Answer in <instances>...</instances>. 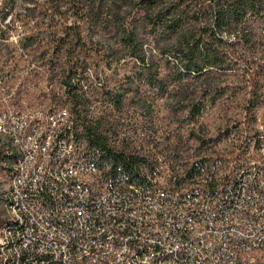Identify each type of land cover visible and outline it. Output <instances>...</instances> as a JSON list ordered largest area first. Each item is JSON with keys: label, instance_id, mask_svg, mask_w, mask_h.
Returning a JSON list of instances; mask_svg holds the SVG:
<instances>
[{"label": "trees", "instance_id": "1", "mask_svg": "<svg viewBox=\"0 0 264 264\" xmlns=\"http://www.w3.org/2000/svg\"><path fill=\"white\" fill-rule=\"evenodd\" d=\"M0 80L67 112L94 184L218 190L237 166L206 152L234 135L242 161L264 144V0H0ZM15 151L0 133L10 184Z\"/></svg>", "mask_w": 264, "mask_h": 264}, {"label": "built area", "instance_id": "2", "mask_svg": "<svg viewBox=\"0 0 264 264\" xmlns=\"http://www.w3.org/2000/svg\"><path fill=\"white\" fill-rule=\"evenodd\" d=\"M3 91L0 80V93ZM71 129L72 122L65 121V110L22 111L6 102L0 133L13 136L25 152L32 154V162H24L23 176L16 182L23 196L39 197V193H46L52 206L50 195L57 193V189H48L49 178H55L49 176L51 157L58 153L76 156L73 144H59V137L70 136ZM246 157L245 160H251V168L257 170V178H249L246 186L250 187V179L264 182V147H258L256 152ZM63 168L66 172H74V167ZM242 169L243 164L237 170ZM234 176H237V171ZM36 178H46V186L36 185ZM58 182L60 187L74 183ZM157 185L155 180L153 189L139 190L131 186L111 189L98 184V189L87 187L79 197L71 195V204L66 205L64 217H57L55 206H52L51 219H44L39 210L40 220H47V227H38V220L31 218L30 230H15L20 262L7 259L2 264H49L54 260L69 264L67 256H75L89 246L108 248V240L117 241V248L111 249L108 261H99L98 256L87 260H94V264H111L114 263L115 251H122L124 262L118 264H143V261L155 264V260H162V254H170V262L174 264L172 250L183 249L185 264H191L193 256L207 258L208 264H264V223L256 224L247 218L237 217V210L241 208H249L256 214L264 213V209H259L253 192L233 198L232 193H227V185L214 190L210 213H202L203 221H195V212H202V201L194 192L167 189L168 195L181 197V204L158 201L157 210H146L149 211V218H143L142 229L147 230V224H154V229H162V237H154L151 246L130 245V236H126V231L120 230V237H113V234H108L105 221L96 219V211L105 209H113V220L116 217L128 219V212L142 214L136 209V201H143L145 205L147 199H155ZM26 186L38 187V194H26ZM76 199H86V206L76 207ZM31 207L33 204H28V208ZM75 217L84 218V226H76ZM237 224H245L247 236L254 237V244L237 241ZM0 246L5 248L2 242ZM128 247L136 248V259H128Z\"/></svg>", "mask_w": 264, "mask_h": 264}, {"label": "bare ground", "instance_id": "3", "mask_svg": "<svg viewBox=\"0 0 264 264\" xmlns=\"http://www.w3.org/2000/svg\"><path fill=\"white\" fill-rule=\"evenodd\" d=\"M65 121H70L66 111ZM1 123L2 115L0 116V125ZM7 136L10 137L13 146L16 148L13 153L17 156V163L11 173L12 180L7 202L9 218L0 233V243L5 244V248L0 246V264L7 262V259H10L11 262H20V249L17 248L15 230H30L31 218L38 220V227H47V220H40L39 210L42 211L44 219H51L53 218L52 206H55L57 217H64L66 216V205L71 204V195L72 197H79L80 193L84 192L87 187L98 189V185L94 184L93 181L91 182L84 178L85 174L76 161L75 156H72L71 153H58L51 157V166H49V176L55 178H49L48 189H57V193L50 195V204L52 206L49 205V197L46 193H39V197L23 196L16 182L23 176L24 162H32V154L25 152V148L17 143L13 136ZM68 138V136L59 137V144L72 145L73 143L71 144ZM261 147H264V144ZM63 166L74 167V172H66ZM249 178H257V170L251 168V160L243 165L242 170H237V176H234L227 185V193H232L233 198H240V196H246V194L253 192V197L257 199L259 209H264V182L258 181V179H250V187H248L246 184H249ZM56 179L74 183L60 187V182ZM36 185L46 186V178H36ZM131 187L139 190H149L153 189L154 185L147 188ZM124 188H130V186ZM222 188H225V186ZM26 194H38V187L26 186ZM194 195H197L202 201V212H195V221H203L202 213H210V204L214 198V191H196ZM158 201L177 205L181 204V197L177 194L168 195L167 190L159 189L156 186L155 199H147L145 205L143 201H136V209L142 214L128 212V219L127 217H116V220H113V209H105V211H96V219L105 221L108 234H113V237H120V230L126 231V236H130V245L151 246V240H154V237H162V229H154V224H147V230H144L141 223H143V218H149V211L146 210H157ZM28 204H33V207L28 208ZM84 206H86V199H76V207ZM237 217L247 218L249 222H256V224L264 223V213L256 214L255 211H250L249 208L237 210ZM75 224L76 226H84V218L75 217ZM237 241H244L245 244H254V237L247 236L245 224H237ZM116 248L117 241L108 240V248L89 246L88 249H81L75 256H67V263L94 264V260H87V258L96 256H98L99 261H108L111 257V249ZM127 257L128 259H136L135 247H128ZM182 258L183 249L172 250V261H174V264H185ZM123 262L124 253L115 251L114 263L111 264ZM49 264H65V262L63 260H54ZM143 264H151V261H143ZM155 264H172L170 262V254H162V260H155ZM191 264H208V259L201 256H193Z\"/></svg>", "mask_w": 264, "mask_h": 264}, {"label": "rangeland", "instance_id": "4", "mask_svg": "<svg viewBox=\"0 0 264 264\" xmlns=\"http://www.w3.org/2000/svg\"><path fill=\"white\" fill-rule=\"evenodd\" d=\"M20 6V5H19ZM15 39V38H14ZM18 81H13L12 83H10V85L6 86L3 88V93H0V114H2V111L5 110L6 108V102H8L9 104H12L15 108L22 110V111H46L45 106L41 105L38 106L37 108H34L33 106H31L30 104H38V101L35 99L34 93L35 94H39L38 92V88H31V96L29 97L25 92H20L18 89ZM3 87V84H2ZM34 96V97H33ZM234 111V110H232ZM260 114H264V109L260 110ZM261 122V121H260ZM220 123L219 121H215V120H207L206 121V126L208 127L209 130L213 131V133L215 132V130H218L220 127ZM258 129L262 132V136L261 138H264V128L263 126L259 123L258 125ZM215 134V133H214ZM216 136V134L214 135ZM264 141V139H262ZM239 142L238 136H231L230 138L223 139L219 145L216 148V152H206V155H210L211 158L213 159H223L225 160V162H227V166L228 168H232L234 166H238L240 164V162H244V160L247 158L246 156L244 157V159L242 161L237 160V156L238 154H240V151H236V146ZM256 152V150H253L252 153ZM190 154H195V155H203V153L201 152H191ZM251 154V153H250ZM225 165V164H224ZM82 169V168H81ZM83 170V169H82ZM237 171V170H236ZM169 171H166V174H168ZM84 178L88 181L92 182V179H89L88 176L84 175ZM0 182H1V186H2V190L3 193L6 192L7 195L8 193L10 194V178L8 179H4V178H0ZM5 182V183H3ZM159 185L163 184L164 185V181L162 179H158ZM203 184V183H202ZM227 184V183H226ZM162 188V187H161ZM164 189H168L167 187H163ZM187 192H191V191H187ZM9 199V198H8ZM8 202V201H7ZM6 209L8 212V206L6 205ZM5 212H0L1 215H3V217L5 219L9 218V214ZM1 233V232H0Z\"/></svg>", "mask_w": 264, "mask_h": 264}]
</instances>
